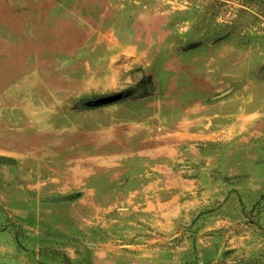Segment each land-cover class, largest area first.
<instances>
[{
	"label": "rangeland",
	"instance_id": "obj_1",
	"mask_svg": "<svg viewBox=\"0 0 264 264\" xmlns=\"http://www.w3.org/2000/svg\"><path fill=\"white\" fill-rule=\"evenodd\" d=\"M0 264H264V2L0 0Z\"/></svg>",
	"mask_w": 264,
	"mask_h": 264
},
{
	"label": "water",
	"instance_id": "obj_2",
	"mask_svg": "<svg viewBox=\"0 0 264 264\" xmlns=\"http://www.w3.org/2000/svg\"><path fill=\"white\" fill-rule=\"evenodd\" d=\"M121 98H122V94L112 95V96H108V97H103V98L96 99L95 101H92L88 105L91 106V107L105 106V105L114 103V102L120 100ZM55 236L56 237H62L60 235H55ZM62 238H64V237H62Z\"/></svg>",
	"mask_w": 264,
	"mask_h": 264
},
{
	"label": "trees",
	"instance_id": "obj_3",
	"mask_svg": "<svg viewBox=\"0 0 264 264\" xmlns=\"http://www.w3.org/2000/svg\"><path fill=\"white\" fill-rule=\"evenodd\" d=\"M260 2H264L263 0H259Z\"/></svg>",
	"mask_w": 264,
	"mask_h": 264
}]
</instances>
